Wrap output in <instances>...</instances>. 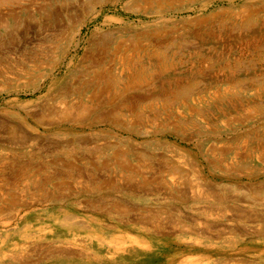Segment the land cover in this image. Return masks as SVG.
<instances>
[{"label":"rangeland","instance_id":"1","mask_svg":"<svg viewBox=\"0 0 264 264\" xmlns=\"http://www.w3.org/2000/svg\"><path fill=\"white\" fill-rule=\"evenodd\" d=\"M171 3L145 11L133 0L5 2L20 21L14 31L7 21L0 25V120L28 121L41 143L52 147L61 135L35 126L30 114L46 116L48 106L59 105L61 89L73 92L96 59L118 72L115 55L150 53L164 67L147 68L153 81L139 90L151 94L160 115L125 120L134 134L101 122L62 135L90 137L89 148H101L96 153L78 143L47 151L0 142V261L26 257L35 264L49 247L85 254L82 262L36 264H264V0ZM2 131L0 139L9 138ZM108 142L112 147L104 149ZM117 150L133 171L114 163ZM63 162L94 178L69 179ZM18 165L37 185L27 177L11 183ZM11 193L19 204L7 202ZM147 212L154 213L152 224L132 228L141 226L132 219ZM67 217L90 231L75 224L68 230ZM125 233L144 245L118 251L113 243Z\"/></svg>","mask_w":264,"mask_h":264},{"label":"bare ground","instance_id":"2","mask_svg":"<svg viewBox=\"0 0 264 264\" xmlns=\"http://www.w3.org/2000/svg\"><path fill=\"white\" fill-rule=\"evenodd\" d=\"M8 1H11V0H0V25H4L3 21H7L8 24L9 23L11 24L10 27H13V31L18 30V27H19L18 23L20 21V17H19V14L17 13L16 9L11 8L10 6L8 8L3 7L6 4H8V3L5 4V2H8ZM93 1L94 0H89V2H93ZM95 1H98V0H95ZM133 1L143 4L145 6V11H147L149 9L153 10V9L162 7L167 2H168V5L172 4L171 3L172 0H133ZM58 9H60V8H58ZM65 9H66V7H65ZM30 18H32V17H30ZM78 19H79V17H78ZM102 39H100V40H102ZM93 44H99V43L97 40H94ZM102 44H104V41L101 43V45ZM134 45H135V49H137L139 47V45L136 43H134ZM132 53H130V54L132 55ZM49 54H50V52L46 53L45 54L46 57ZM98 54H100V53H98ZM128 54L115 55V56H117V59L115 60L113 66L115 68H120L118 72H113L109 68L110 66L109 67L107 66L106 60L96 59L91 64V65H95V68L93 67L94 69L91 68L93 70H91V69L86 70L87 72L85 71L82 73L86 77L83 76L82 78L79 79V84L73 89V92H69L70 90H68V88H66L64 90L61 89L62 91H60V94H59L60 95L59 105H57V103H55V104L48 106L47 107L48 112H47V114L45 113L46 116H44L42 114H36V113L30 114V116H29L31 118L30 120L33 122V124L35 126H41V125L45 126L49 130L51 129V130L55 131V134L61 135V137H59L58 139L56 138V140L52 142V147L50 146L49 142H48V144H46V142H44V143L39 142L36 134H34L35 127L32 126L31 123H29L28 121H26L24 119H19L20 122H15V121L14 122L13 121L6 122L3 120H0L1 129L5 133L9 134V138L5 137V139H3V140L0 139L1 145L6 146L7 144H10L11 146H14V147L15 146H21L22 147L25 144H28V145L33 144V145H38L37 146L38 148H42L43 146H45L43 149L50 151L52 149H62V147H65L66 145L70 146V144H72V143H78L80 145H83L87 152L96 153L101 148H100V146H93L94 148H89V145L92 142L90 137H84V136L75 137V138L73 137V140H70L67 137H64L62 135L63 134L64 135L70 134V133L75 134V133L83 131L85 129H92L95 126H97V124H99L101 122L103 124L105 123L107 125L117 127L120 130L124 129L130 133H133V132H135L134 128L127 125L125 120L129 119L131 121L133 120V122L134 121L137 122V120H138V122L139 121L140 122H150L152 113H153V115H160V114H158L156 108L152 104L151 94L147 95L146 93L144 94V93H141L140 91L143 89L144 86L148 85L149 83H151V81H153L152 80L153 75L149 74V70L147 68L150 67L151 69L152 68L153 69H161L162 67H164L163 61H160L157 59L154 60L153 57H155L156 54L148 53L147 55H144L142 58L140 57V55H138V56L132 55V57L130 58L128 56ZM103 58H105V56ZM38 59H40V57L33 60L34 64L38 63V61H37ZM106 59H108V58H106ZM44 62H46V61H44ZM40 63L38 65H40ZM131 90L135 91V93H133L134 96L132 95L134 99L132 97H130V95H128L129 91H131ZM67 94H71L72 96H74L76 98L75 101L67 98ZM157 94L160 95L161 91L158 90ZM162 95H164V94H162ZM160 111H161V109H160ZM21 124H23L26 129H24L21 126ZM4 142H6L7 144H4ZM111 147H112L111 143L108 142L106 144V146L104 147V149H109ZM112 152L114 153L113 154V159L115 160L114 163L119 162V163H121L122 168L130 169V171H133V168L131 167L130 163H127L125 161V153L123 151L117 150L116 152H114V151H112ZM242 153H243V151H242ZM63 164L67 166V168L64 170V171H66V173L64 175L69 177V179L71 178V179L77 181V179L79 177H83L84 180L87 182V179H93L94 178V177L91 178V177L87 176V173L84 172L82 169L81 170L77 169L78 170L77 173H76V171H73V166H71V165H73L72 163L63 162ZM165 164H167V163H165ZM18 167H21V168L20 169L16 168L17 169L16 175H15L16 177L14 180L11 181L12 184L17 183V185H22L23 184L22 180L24 177L30 178V180L33 179L32 177L34 174L33 173H31L30 175L28 174L29 169H28V167H26V165L25 166L24 165H18ZM184 174H185V172H184ZM179 177H180V175H179ZM247 177H249V176H247ZM33 180H35V179H33ZM37 183L38 182H36V180H35V182L32 181V184H34V185H37ZM47 183H49V182L47 181ZM70 186H72V185L70 184ZM96 189H102V188L99 186H96ZM85 191H86V189H85ZM10 195H11V197L7 199L8 200L7 202H10L9 204H11L12 206H15V205L20 203L17 201V199H18L17 195H14L13 193H11ZM206 198H208V197H206ZM222 198H225V197H222ZM1 201L4 202V198L0 197V204H2ZM90 201H92V200H90ZM2 206L3 205H1L0 207H2ZM199 211H201V209ZM106 212H108V211H106ZM239 214H241V213H239ZM153 216H154V213H148L145 216L146 218H134V221L132 219V222L141 224V226L132 227V228L137 229L139 231H140V229L143 230L145 228V226H147V224H152L153 220L151 219V217H153ZM157 216H159V214ZM67 218H69V217H67ZM73 224L77 225L79 228L90 231L88 229H85L86 227L81 220H75V219L69 218L68 221H66L64 223L65 227L68 230L75 229L76 226ZM160 227H162V225ZM173 227H172V229H173ZM213 227H215V226H212V228ZM144 230H146V228ZM158 230H161V229H158ZM223 230H224V228H223ZM215 231H217V230H215ZM108 242L110 245L112 244V242L107 241V243ZM103 243H104V241H102L100 243V245H102ZM73 244H75L77 246L76 243H73ZM125 244H130L131 246H135V245L136 246L137 245L143 246L144 242L137 235H131L129 233H125V235H123V238L121 239V243L115 242V243H113V246L115 248H117L119 251V249L122 248ZM145 248L148 249L149 246H145ZM209 249H210V252L215 253V252H217L218 248L211 246ZM45 250H46V252L43 254L44 256L39 257L38 261L34 262L35 264L38 263L39 261H41L43 259L45 260L47 258L48 259L51 258L55 262L65 260V259L70 260L72 258H78L79 261L82 262L81 257H84L83 255L85 254L84 251H79V249L77 250V249H73V248H64V249L61 248V249L55 250V249L47 247V249H45ZM240 255H242V254H240ZM10 260H11V262L12 261L13 262L11 263V262L0 261V264H16V263L17 264H31L29 262V259L26 257H23L22 259H20L19 262H17V261H14L15 257L11 256ZM110 261L115 263V264L119 263V261L117 259H113ZM133 261H135V260H133ZM88 262H89V264H91V263L98 262V261L95 259H92Z\"/></svg>","mask_w":264,"mask_h":264}]
</instances>
